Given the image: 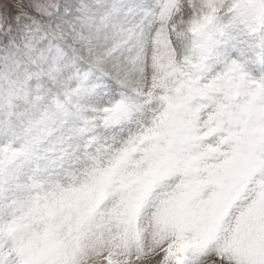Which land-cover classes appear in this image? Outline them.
Here are the masks:
<instances>
[{
	"label": "snow or ice",
	"instance_id": "6c2138e0",
	"mask_svg": "<svg viewBox=\"0 0 264 264\" xmlns=\"http://www.w3.org/2000/svg\"><path fill=\"white\" fill-rule=\"evenodd\" d=\"M0 264H264V0H0Z\"/></svg>",
	"mask_w": 264,
	"mask_h": 264
}]
</instances>
